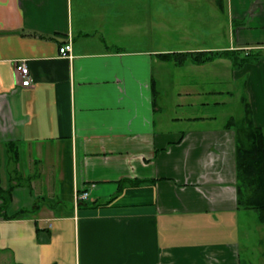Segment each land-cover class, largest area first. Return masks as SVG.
<instances>
[{
  "label": "crops",
  "instance_id": "1",
  "mask_svg": "<svg viewBox=\"0 0 264 264\" xmlns=\"http://www.w3.org/2000/svg\"><path fill=\"white\" fill-rule=\"evenodd\" d=\"M127 1L0 0V264H253L226 123L248 104L264 128V58L235 69L166 54L263 51L264 0H204L227 15L226 45L206 31L179 48L149 38L159 17L147 26ZM201 72L227 88L193 89ZM234 100L239 118L217 126L209 110Z\"/></svg>",
  "mask_w": 264,
  "mask_h": 264
},
{
  "label": "rangeland",
  "instance_id": "2",
  "mask_svg": "<svg viewBox=\"0 0 264 264\" xmlns=\"http://www.w3.org/2000/svg\"><path fill=\"white\" fill-rule=\"evenodd\" d=\"M133 3L131 4V2ZM196 4L186 2V0H128L124 2L128 7H138L141 9L134 8L137 13H144L145 23L150 22L152 19L154 21L158 20L159 17V29L156 31V27L151 30L147 29L149 34V38H151L154 34V39H158L161 47L167 48H179L185 47L186 45L197 46L200 42V38L204 32H208L209 35L215 33L214 37L218 39L217 43L222 41V45H226L227 34H228V26L229 22L227 19V15H223L220 11L217 10H209L208 7H211V4L205 2L204 0H196ZM115 5V3L113 4ZM128 7L126 9H128ZM132 11V10H128ZM141 14V15H142ZM258 17V16H257ZM260 20V17H258ZM151 19V20H150ZM149 23H147L148 26ZM157 24V22H156ZM240 25V20L235 25H232L235 28ZM145 24V28L147 27ZM146 32V29H145ZM146 40L147 35H144ZM146 42V41H145ZM201 45L209 46L216 45V43H212L211 39L203 40ZM264 55V48H263ZM210 65L203 67L204 69H208ZM184 69L177 68L176 74H183ZM194 76V73H188L190 77ZM182 76V75H181ZM198 78L201 76V80L198 81L197 85L193 89H202L208 91H219L220 89L227 88V85L224 83L221 85L215 76H207L204 72L199 73ZM180 84L178 83V79L174 84H170V87L178 88ZM233 103V102H231ZM241 112V106L234 100V103L229 108L224 109H210L209 114H213L216 116V125H221L224 123L229 117L228 115H233L235 118H239ZM233 220H238V216L234 217ZM239 225H237L240 236L247 237L248 243H244L243 246L247 247L245 251L250 253V258H246L247 261H252L253 264H264V246L260 244L259 248V239H264V226H261L257 222V214L253 210H244L242 209L239 213V222L236 221ZM262 230L263 232L261 233ZM262 252L259 255V252ZM246 261V260H245Z\"/></svg>",
  "mask_w": 264,
  "mask_h": 264
},
{
  "label": "trees",
  "instance_id": "3",
  "mask_svg": "<svg viewBox=\"0 0 264 264\" xmlns=\"http://www.w3.org/2000/svg\"><path fill=\"white\" fill-rule=\"evenodd\" d=\"M218 8L223 9V0H215ZM177 65L186 61L200 65L224 58L231 61L235 69H241L248 63H255L262 57V50H225L220 52H194L166 54ZM227 127L235 129V159H236V194L238 208L253 210L257 214V222L264 226V128L256 127L250 116L248 104L244 106V115L239 123L230 118ZM125 182L119 185L124 186ZM0 199L6 202L4 192L0 188ZM264 246V239L261 242Z\"/></svg>",
  "mask_w": 264,
  "mask_h": 264
},
{
  "label": "built area",
  "instance_id": "4",
  "mask_svg": "<svg viewBox=\"0 0 264 264\" xmlns=\"http://www.w3.org/2000/svg\"><path fill=\"white\" fill-rule=\"evenodd\" d=\"M72 50V44L71 41H68L67 43L63 44L59 47V55L63 58L70 57V53ZM15 83L17 85H20L22 87H29L31 83L30 74L28 66L26 65L25 61L20 60L16 62L15 64ZM88 197L87 192H82L77 195L76 202H80L83 200H86Z\"/></svg>",
  "mask_w": 264,
  "mask_h": 264
}]
</instances>
